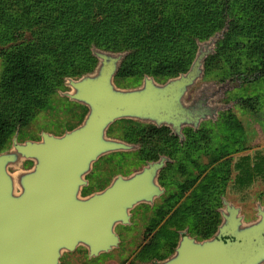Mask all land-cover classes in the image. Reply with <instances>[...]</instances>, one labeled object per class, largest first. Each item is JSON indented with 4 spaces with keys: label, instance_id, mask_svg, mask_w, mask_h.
<instances>
[{
    "label": "water",
    "instance_id": "1",
    "mask_svg": "<svg viewBox=\"0 0 264 264\" xmlns=\"http://www.w3.org/2000/svg\"><path fill=\"white\" fill-rule=\"evenodd\" d=\"M228 26L198 41L190 68L164 83L146 75L140 86L115 83L127 51L93 46L94 72L68 77L60 95L88 110L84 120L62 135L43 131L40 140L19 142L0 153V264H61L65 253L84 247L90 258L118 249L119 225H131L132 211L152 205L164 193L159 174L169 161L162 157L128 176L116 175L100 191L83 195L88 176L102 157L131 152L137 145L109 136L120 120L168 127L181 142L185 128L198 130L215 122L226 104L230 81H204L205 62L215 54ZM31 162L30 168H23ZM223 222L216 236L198 240L181 231L173 254L151 264H264V206L257 219L246 222L241 208L224 199ZM234 240H223L222 236Z\"/></svg>",
    "mask_w": 264,
    "mask_h": 264
},
{
    "label": "trees",
    "instance_id": "2",
    "mask_svg": "<svg viewBox=\"0 0 264 264\" xmlns=\"http://www.w3.org/2000/svg\"><path fill=\"white\" fill-rule=\"evenodd\" d=\"M16 3L14 9L6 0H0V44L9 43L16 33L24 34L35 28L37 32L33 34L37 40L18 45L3 55L0 101L6 102L0 106V152L9 138L26 125L37 100L43 101L46 95L67 90L68 77L79 78L95 71L98 59L92 53L93 46L110 52H128L115 77L116 85L119 80L138 75L152 76L158 82L163 78L166 82L185 73L195 58L197 42L209 39L225 26L228 29L224 38L218 41L215 54L205 62L204 81L228 54L243 47L248 60L264 51V0H16ZM262 77L264 59L256 67L236 70L219 82L235 79L253 83ZM242 102L253 103L250 99ZM75 104L87 114L85 106ZM7 106L15 109L14 115ZM217 120V124L232 125L237 130L231 109L220 112ZM118 122L131 125V135H142V138L125 137L124 140L142 144L144 155L145 141L159 133L165 132L166 140L180 148L197 141L204 133L200 128H185L186 138L180 145L179 138L170 135L166 127L157 128L134 120H120L115 124ZM155 158L156 154L147 156L146 160ZM261 163L251 167L249 157H243L236 164L240 171L239 187L251 184L255 172H262L264 168ZM213 177L219 179L220 173H213ZM85 191L86 188L83 195ZM214 211L208 213L207 222L213 232L219 222L213 218L218 214ZM212 233L208 232L203 239Z\"/></svg>",
    "mask_w": 264,
    "mask_h": 264
},
{
    "label": "rangeland",
    "instance_id": "3",
    "mask_svg": "<svg viewBox=\"0 0 264 264\" xmlns=\"http://www.w3.org/2000/svg\"><path fill=\"white\" fill-rule=\"evenodd\" d=\"M6 1L9 6L17 8L16 0ZM33 32H37V28L34 31L26 30L24 34L16 33L9 43L0 44V81L5 66L4 52L21 44L36 42L37 36ZM261 45L263 47V42ZM242 49L228 54L223 63L212 68L206 80L219 82L236 70L246 71L256 67L264 59L263 51L247 60L246 48ZM164 81L163 78L159 79L160 83ZM142 82L143 77L138 75L119 80L117 86L134 88ZM229 85L225 103L233 105L230 109L237 120L236 131L232 125L223 126L216 123L218 120H208L200 127L204 133L197 141L188 142L187 147L180 148L175 142L167 141L166 133L163 132L145 141V155L141 151L113 153L94 164L88 176L90 183L85 195L103 189L118 174L130 175L140 169L146 157L155 155L156 151H174V157L177 158L176 164L164 175L163 183L167 192L155 207H138L133 211L132 224L118 227L122 238L118 249L90 258L87 250L79 247L75 252L65 253L61 264H135L147 263L155 258L167 259L178 243V231L188 228L199 239L207 236L208 232H213L207 226L208 213L220 207L222 195L243 207L247 219L256 218L257 203L264 204V168L262 172H255L249 186L239 187L237 176L240 171L236 169V164L243 157H249L251 167L261 162L264 167V77L253 83L233 79ZM60 92L46 95L43 101L37 100L30 107L32 113L26 125L16 131L19 133V142L40 140L43 131L62 135L81 123L86 115L85 110L61 96ZM247 99L253 103L243 104L242 101ZM5 102L0 101V106ZM7 108L11 110V115L15 114V109L10 106ZM132 129L128 123L118 122L108 133L109 136L122 140L125 137L142 138V135H131ZM16 132L3 145L0 153L12 147ZM241 136L243 138L239 140L238 137ZM31 166L32 163L27 162L23 168ZM215 172L220 173L219 179L213 177Z\"/></svg>",
    "mask_w": 264,
    "mask_h": 264
},
{
    "label": "flooded vegetation",
    "instance_id": "4",
    "mask_svg": "<svg viewBox=\"0 0 264 264\" xmlns=\"http://www.w3.org/2000/svg\"><path fill=\"white\" fill-rule=\"evenodd\" d=\"M223 102H225V99L223 100ZM219 117V116H218ZM164 127V126H163ZM163 127H160V128H163ZM157 128H159V127H157ZM166 128H168V127H166ZM169 129V128H168ZM169 132H170V135H173L172 133H171V130L169 129ZM175 136V135H174ZM186 138V137H185ZM185 140V139H184ZM179 142H180V145H182L183 144V142H181L180 140H179ZM135 145H137L138 146V148L136 149V150H134V151H131V152H142V150H143V147H142V144H135ZM155 154H156V158L155 159H153V160H146L145 159V161H144V165L140 168V169H142L144 166H146L147 164H149L150 162H156V161H158V160H160L162 157H167L168 159H169V161L166 163V166L161 170V172H160V174H159V183H160V185L164 188V193L160 196V197H158V198H156L155 199V201H154V203L152 204V205H150V204H145V203H143V204H140V205H138L134 210H136L138 207H140V206H148V207H150V208H154L155 207V205H156V203H157V201L159 200V199H161L165 194H166V192H167V188H166V186L164 185V183H163V178H164V175L166 174V172H168V171H170L171 169H172V167L176 164V161H177V158H175L174 157V151H168V150H159V151H156L155 152ZM140 169H138V170H140ZM137 171V170H136ZM135 172V171H134ZM132 174V173H131ZM124 176H128V175H124ZM90 183V182H89ZM110 184V183H109ZM108 184V185H109ZM107 185V186H108ZM106 187V186H105ZM104 187V188H105ZM103 188V189H104ZM102 190V189H101ZM100 191V190H99ZM93 192H96V191H93ZM92 192V193H93ZM224 199L225 200H227L230 204H232L234 207H239V208H241V214L244 216V220L246 221V222H251V221H254V220H256L257 219V206H258V203H261V202H258L257 203V206H256V218H254V220H249V219H247V217H246V215L244 214V211H243V207H241V206H239V205H237V204H235L234 203V201H232V199H229L228 197H226V196H224V195H222L221 196V203H220V207H218L217 209H216V212L218 213L217 215H215V217H214V220H218L219 222H218V224H217V227H216V230H215V232H214V234L211 236V237H209V238H212V237H214V236H216V234L218 233V229H219V226L222 224V222H223V215H222V210H226L227 209V206L226 205H224ZM261 205H263L264 206V204H262L261 203ZM133 210V211H134ZM133 211H132V218H133ZM132 218H131V224H132ZM119 226H121V225H119ZM118 226V227H119ZM128 226H130V225H128ZM118 227H117V229H118ZM184 230H187V232H188V235L189 236H191V237H193V238H195V239H198V240H203V239H199V238H197V237H195L191 232H190V229H188V228H185V229H183V230H180V231H178V238H179V240H180V238H181V234H180V232L181 231H184ZM117 232H118V230H117ZM118 234H119V232H118ZM120 235V234H119ZM120 238H121V236H120ZM223 240H228V239H231V240H234V238L232 237V236H229V235H227V236H222L221 237ZM208 239V238H207ZM179 240H178V242H179ZM121 242H122V238H121ZM178 244V243H177ZM120 245H121V243H120ZM177 246V245H176ZM120 247V246H119ZM176 248V247H175ZM175 248H174V250H175ZM163 260H165V259H163ZM159 261H162V260H160L159 258H155V259H152L151 261H149V262H147V263H143V262H140V263H135V264H151V263H156V262H159Z\"/></svg>",
    "mask_w": 264,
    "mask_h": 264
}]
</instances>
